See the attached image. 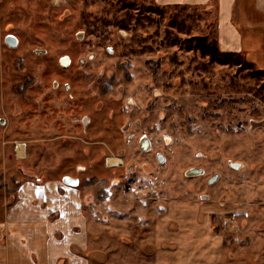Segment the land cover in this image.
<instances>
[{"label": "rangeland", "instance_id": "374dc122", "mask_svg": "<svg viewBox=\"0 0 264 264\" xmlns=\"http://www.w3.org/2000/svg\"><path fill=\"white\" fill-rule=\"evenodd\" d=\"M7 31L15 33L19 43L13 49L0 44L3 100L23 102L22 94L11 87L27 77L31 81L24 95L35 100L38 81L56 77L71 83L79 96L75 108L92 118L91 142L59 124L61 131L76 137L47 144L44 154L38 152L41 147L28 146L26 165L29 179H45L58 177L64 159L68 164L75 158L97 161L89 169L94 172L92 186L81 187L83 203L89 191L93 218L127 222L130 236L124 235L131 242L111 231L101 235L89 249L102 251L105 258L93 256L91 264H153V253L130 250L142 237L149 238L152 226L143 225L154 219L158 230L150 240L165 241L167 247L152 241L150 248L168 252V264H264V72L258 71H264V45L254 41L240 50L237 62L210 59L191 37L206 36L207 42L216 37L215 10L156 0H0V35ZM76 33L83 34L77 38ZM108 45L112 53L106 52ZM63 54L72 60L66 69L57 66ZM101 101L102 109L96 106ZM27 123H32L31 117ZM32 129L19 126L13 132L36 137ZM144 132L158 149L168 138L164 164L156 165L152 152L141 155L135 149ZM100 149L128 158L139 155L150 164L141 194L124 193L128 186L121 185V179L114 181L120 171L102 169ZM10 150L0 146L5 173L23 180L12 165ZM228 159L242 166L233 171L226 166ZM191 167L202 168L205 175L220 171L221 178L206 187L204 175H184ZM10 176L0 178L1 215L14 197ZM201 193L209 194V200H201ZM219 212L221 220L211 219ZM203 218L216 225L229 244L209 249L212 239L203 246L197 226Z\"/></svg>", "mask_w": 264, "mask_h": 264}, {"label": "flooded vegetation", "instance_id": "af4514ba", "mask_svg": "<svg viewBox=\"0 0 264 264\" xmlns=\"http://www.w3.org/2000/svg\"><path fill=\"white\" fill-rule=\"evenodd\" d=\"M83 33H76L77 38H81ZM11 37L14 38L15 43L14 45H10V43L7 41ZM11 40V39H10ZM3 44L8 49L16 48V46L19 43V38L15 33L12 32H5L0 35V44ZM38 54H43L44 51L35 50ZM113 47L108 45L106 47L107 53H112ZM72 63L71 57L68 54L61 55L57 60V66L61 69L68 68ZM30 78L27 77V79L22 83H16L13 85L12 91L16 94H22L21 98L23 102L21 101H14V102H7L3 100V97L0 95V130L2 131L0 135V146L1 145H7L11 147V154L13 156V159L11 160L12 165L17 171L16 173H19L22 178H27L28 175V146L37 145L39 154H44L49 150L47 147V144H63L65 142L70 141L69 138L74 139L76 136L66 134L65 132L61 131L62 129L66 128V131L72 132L76 131L79 135V139L84 141L85 143L91 142L92 135L89 134V129L91 127L92 118L89 114L86 112H79L76 107V100L79 98L77 95V92L72 88L71 83L68 80H60L58 78H51L48 82L45 80H39L38 86H39V95L35 98V100L29 99L28 96L24 95V92L27 90L28 85L30 84ZM101 90H105V85L101 86ZM104 90L102 92H104ZM27 92V91H26ZM5 103H7L5 105ZM39 103V104H37ZM41 103V105H40ZM100 105H96L100 109H102L104 106V102L101 101ZM127 105H130L125 101ZM68 105L69 110H66V106ZM98 109V110H100ZM34 115V118L32 117ZM31 117V124H29L27 121ZM35 120V123L33 120ZM24 120L26 121L24 123ZM35 124L36 127H33ZM59 124H63V127H60ZM135 124H139V120L135 121ZM32 125V126H30ZM131 123L128 122L127 128ZM19 126H22L26 129H32L34 128L36 132H38V137H33L32 134H28L29 132L25 131L22 132H13V130L19 129ZM61 128V130L59 129ZM155 126L151 125L150 129L154 130ZM32 129V130H34ZM49 135V136H48ZM52 135V136H51ZM32 136V137H31ZM168 138L162 139V145H160V148H156V145L154 144L153 140L150 137V133L147 134V132L141 133L138 135V138L135 141V149L137 152L142 154H147L152 152L151 160L155 162L156 165H162L166 162L167 158L165 155L164 147L168 145ZM18 147L21 148L18 150ZM100 154L102 156V163L101 166L102 169L106 172H115L120 171V176L116 178L114 181L121 179V185L128 186L124 193L133 194L136 193L141 194L144 191V188L140 186V184H144L142 182L144 177H148L150 175L152 167L147 161H140L139 155H136L135 157H126L124 153H118L117 155L114 154H107L105 149H100ZM87 155V154H86ZM85 156V154H84ZM109 159H119L118 161L109 160ZM62 165L64 167V170L59 168L60 174L58 177L60 178V181L64 185L72 186L75 188H78L80 191H82L81 187H85L86 189L91 185V181L93 180L94 172L89 171V169L92 167V164L94 162L97 163V161H93L92 158L87 157L85 160H76V158L71 162L70 164L66 163L67 159H64ZM110 161V162H109ZM5 158H0V178L5 177L8 175L11 179L12 173L7 172L5 173ZM99 163V161H98ZM238 163V168H234L232 164ZM61 165V166H62ZM60 166V165H59ZM227 168L237 171L242 165L240 162H235L231 160L226 161ZM16 167V168H15ZM99 171V170H98ZM100 172H102L100 170ZM125 173V174H124ZM121 174H124L121 176ZM216 174V178L210 182V179L212 176ZM184 175L187 177H198L204 175V183L206 187H212L214 184H216L220 178H221V172L220 171H213L212 174L205 175L204 170L202 168L197 167H191L184 171ZM38 178H42L38 175ZM143 179V180H142ZM147 179V178H146ZM12 181H14L15 189L18 188L20 183L23 180H20L18 176L14 178ZM67 181L74 182L75 184L70 185ZM151 181V180H150ZM70 182V183H71ZM120 182V181H118ZM81 183V184H80ZM5 182L3 183V187H5ZM105 191H99V193H102ZM85 196L83 197L86 201L84 202V205L86 207H90L88 212L94 213V210L91 208V203L93 202L92 194L89 193V191L84 193ZM224 195H221V197H224ZM201 200L207 201L209 200V194L207 193H201L199 195ZM87 202V203H86ZM222 203H219V205ZM221 206V205H220ZM94 209V208H93ZM221 214L220 212L217 214H213L211 216V219H214L217 217L218 220H221ZM99 220H102L103 222H118L123 223L125 227L127 228V235L130 236L129 232V226L127 222H124L123 220H108L100 218ZM203 223L197 224L199 231H200V239L201 243H204L203 246L210 245L209 242L213 239L214 243H212L211 246H208L209 249L211 247H222L223 245L229 244L228 242L224 241L222 237H220V234L216 231V225L213 223H210V220L207 218H203ZM143 223V222H142ZM145 228L152 226V234H150L149 238L146 239V237H142V239H139L136 237V239H139L136 246H138L136 249H132L130 251L133 252H144L147 254H151L155 252V249H151V243L153 241V244L155 245V240H150L153 236L156 237V229H157V220L154 219L152 221H148V223H144ZM143 231V230H140ZM149 231V229H148ZM110 234L115 235L117 233L110 232ZM117 236H120L122 240H124L126 243H130L131 240L128 239L124 234H117ZM139 237L140 234H139ZM94 239L96 236L93 237ZM210 240H209V239ZM134 240V239H133ZM161 247H167L166 242L162 241L160 242ZM214 249V248H213ZM93 255L97 254H104L102 251H99L98 249L90 250ZM220 254L221 256V250H218L216 254ZM214 254V253H213Z\"/></svg>", "mask_w": 264, "mask_h": 264}, {"label": "crops", "instance_id": "0c3cea01", "mask_svg": "<svg viewBox=\"0 0 264 264\" xmlns=\"http://www.w3.org/2000/svg\"><path fill=\"white\" fill-rule=\"evenodd\" d=\"M156 2L214 9L215 38L221 51L240 52L257 40L264 45V0ZM13 194L10 206L0 214V264H91L93 256L105 258L104 254L91 253L92 241L110 231L128 233L123 223L93 218L85 210L82 191L62 184L57 176L27 177ZM159 244L155 240V245ZM159 249L155 248L152 255L153 264H168V252L161 253Z\"/></svg>", "mask_w": 264, "mask_h": 264}, {"label": "trees", "instance_id": "16d2710c", "mask_svg": "<svg viewBox=\"0 0 264 264\" xmlns=\"http://www.w3.org/2000/svg\"><path fill=\"white\" fill-rule=\"evenodd\" d=\"M191 39L196 41V45L199 46V49L202 52L209 54L210 59L222 62H237L241 58V52L221 51L218 48L215 37L208 42L206 40V36H193ZM258 71L261 73L264 72L261 70Z\"/></svg>", "mask_w": 264, "mask_h": 264}, {"label": "water", "instance_id": "95a60500", "mask_svg": "<svg viewBox=\"0 0 264 264\" xmlns=\"http://www.w3.org/2000/svg\"><path fill=\"white\" fill-rule=\"evenodd\" d=\"M10 39H11V40H10ZM10 39L7 40V41L10 43V45H14V43H15L14 38L11 37ZM232 165H233L234 168H238V166H239L238 163H234V164H232ZM215 178H216V174H215L214 176L211 177L210 182H212ZM67 182H68V184H70V185L75 184L74 182H71V181H67ZM70 182H71V183H70Z\"/></svg>", "mask_w": 264, "mask_h": 264}, {"label": "bare ground", "instance_id": "6f19581e", "mask_svg": "<svg viewBox=\"0 0 264 264\" xmlns=\"http://www.w3.org/2000/svg\"><path fill=\"white\" fill-rule=\"evenodd\" d=\"M21 148L18 147V150H20Z\"/></svg>", "mask_w": 264, "mask_h": 264}]
</instances>
